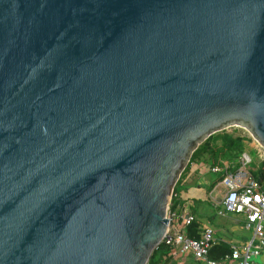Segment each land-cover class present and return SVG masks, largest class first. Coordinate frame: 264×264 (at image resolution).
Returning a JSON list of instances; mask_svg holds the SVG:
<instances>
[{
    "label": "water",
    "instance_id": "obj_1",
    "mask_svg": "<svg viewBox=\"0 0 264 264\" xmlns=\"http://www.w3.org/2000/svg\"><path fill=\"white\" fill-rule=\"evenodd\" d=\"M234 127L264 147V0H0V264H148Z\"/></svg>",
    "mask_w": 264,
    "mask_h": 264
},
{
    "label": "built area",
    "instance_id": "obj_2",
    "mask_svg": "<svg viewBox=\"0 0 264 264\" xmlns=\"http://www.w3.org/2000/svg\"><path fill=\"white\" fill-rule=\"evenodd\" d=\"M255 150L256 162L249 151L241 156V167L238 171L227 173L221 180L227 190L224 199V214L243 215L246 218V229L253 232V240L241 249H233L231 253L220 260L210 258V251L214 246V233L211 229L204 230L198 239L190 238L186 228L191 225L195 218L187 216L182 224L178 225V217L175 213L167 214L169 227L163 240L174 254L191 255L202 264H254L253 258H258L264 253V147H262L249 133ZM254 163L263 168L251 169ZM214 173L224 172L223 168H211ZM171 208V207H170ZM162 242V243H163Z\"/></svg>",
    "mask_w": 264,
    "mask_h": 264
},
{
    "label": "crops",
    "instance_id": "obj_3",
    "mask_svg": "<svg viewBox=\"0 0 264 264\" xmlns=\"http://www.w3.org/2000/svg\"><path fill=\"white\" fill-rule=\"evenodd\" d=\"M242 136H246L242 134ZM246 151L254 155L255 150L248 138ZM256 164V163H255ZM209 164L204 162L189 163L181 178L179 179L173 194L178 202L176 223L182 224L187 216H193L194 222L199 226V234L206 229L214 233V246L225 245L233 249H241L253 240V232L246 229V218L243 215L224 214V199L227 195L226 188L222 185V173H214ZM257 166L255 174L258 175ZM263 168V167H262ZM264 175V172H262ZM187 231V228H186ZM264 264V253L259 257ZM163 264H202L191 255L174 254L172 251L165 258Z\"/></svg>",
    "mask_w": 264,
    "mask_h": 264
},
{
    "label": "trees",
    "instance_id": "obj_4",
    "mask_svg": "<svg viewBox=\"0 0 264 264\" xmlns=\"http://www.w3.org/2000/svg\"><path fill=\"white\" fill-rule=\"evenodd\" d=\"M247 136H242L239 130H226L211 136L193 154L190 163L204 162L212 168H223L222 177L227 173H233L241 167V156L246 151ZM175 193V192H174ZM178 202L175 197L172 199L170 212H177ZM177 215V214H176ZM187 234L190 238L198 239L199 226L193 222L187 227ZM171 247L165 242L161 243L154 251L148 264H163L165 258L170 254ZM231 253L229 247L225 245L213 246L210 251V258L220 260Z\"/></svg>",
    "mask_w": 264,
    "mask_h": 264
},
{
    "label": "rangeland",
    "instance_id": "obj_5",
    "mask_svg": "<svg viewBox=\"0 0 264 264\" xmlns=\"http://www.w3.org/2000/svg\"><path fill=\"white\" fill-rule=\"evenodd\" d=\"M234 129L239 130L241 134H245L246 136H250V135H249V132H248L246 129H244V128L234 127V128L229 129V130L231 131V130H234ZM253 158L255 159L254 155H253ZM255 167H256V164H255V163H254L253 165H251V169H254ZM262 167H263V166H262ZM262 167H261V168H262ZM260 261H261V260H260L259 257H258V258H253V259H252V262H254V263H259Z\"/></svg>",
    "mask_w": 264,
    "mask_h": 264
}]
</instances>
